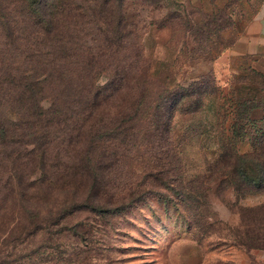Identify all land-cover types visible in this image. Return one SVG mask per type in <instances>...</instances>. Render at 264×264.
I'll return each instance as SVG.
<instances>
[{"label": "rangeland", "instance_id": "rangeland-1", "mask_svg": "<svg viewBox=\"0 0 264 264\" xmlns=\"http://www.w3.org/2000/svg\"><path fill=\"white\" fill-rule=\"evenodd\" d=\"M33 43L69 61L41 86L42 169L27 104H0V264H264V190L214 174L218 140L264 136L238 117L264 105V0H0V57Z\"/></svg>", "mask_w": 264, "mask_h": 264}, {"label": "trees", "instance_id": "trees-1", "mask_svg": "<svg viewBox=\"0 0 264 264\" xmlns=\"http://www.w3.org/2000/svg\"><path fill=\"white\" fill-rule=\"evenodd\" d=\"M3 31L6 32L4 36L11 39V41L15 38V31L11 29H5ZM43 32L49 33L48 30H43ZM39 44L40 43H33L22 46V50L24 51H20V53L25 55L27 63V66L22 70L17 67L19 60L10 57L8 59H2V57H0V94L1 92H5L4 95L7 96L6 98L2 97L0 104L2 105L4 102L7 103L12 100L21 102V105L24 103L27 104L26 110L28 113L27 116L29 117L26 119L36 124H34L35 127L27 124L25 126L27 130L25 131V129H23L24 133L22 137L26 136L31 138V141L29 140L27 143L30 142L29 144L33 147V149L29 150L26 154V158L29 159V161H33L36 157L42 169L45 162L44 152L48 143L40 139L37 132L48 126H45L43 122H37L41 120V116L44 114L53 119L56 112L52 108H48L43 112L45 106L39 99L43 90L41 86L44 85L43 82L47 80V77L51 76V70L54 71L58 65L65 66L64 62L69 61V56L66 53L67 47H65V45ZM44 46L45 48H49V50L45 51ZM18 48L19 46L15 47L16 50H18ZM70 63H73L75 66H81L78 60L74 61L71 59ZM6 69L9 70H7V73L3 76L2 72ZM256 77L264 80V75L259 74ZM207 94H209L208 89L204 90L201 96L205 97ZM258 108L264 110V105L258 106L254 100L251 103L244 104L240 108L242 112L238 113L239 120L243 119L247 121L249 112ZM195 110L196 109H193V111ZM11 115L13 116L14 114ZM0 117L4 120L3 122L0 118V145L8 147L11 138L9 130L5 125L10 124H8V118L6 116ZM39 124L41 125L39 126ZM217 144L220 152L219 159L223 161L225 165L221 167L222 169L220 168L215 171L214 174L217 173L218 175L226 176L230 186L238 197L264 190V136L258 143L252 144L253 150L248 154L236 153L234 145L229 139H227L226 143H224L223 140H218ZM27 196L28 195L23 194V198Z\"/></svg>", "mask_w": 264, "mask_h": 264}]
</instances>
